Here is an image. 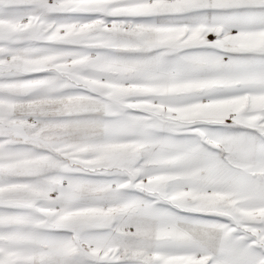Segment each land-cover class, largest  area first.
<instances>
[{
	"label": "snow or ice",
	"instance_id": "snow-or-ice-1",
	"mask_svg": "<svg viewBox=\"0 0 264 264\" xmlns=\"http://www.w3.org/2000/svg\"><path fill=\"white\" fill-rule=\"evenodd\" d=\"M0 264H264V0H0Z\"/></svg>",
	"mask_w": 264,
	"mask_h": 264
}]
</instances>
